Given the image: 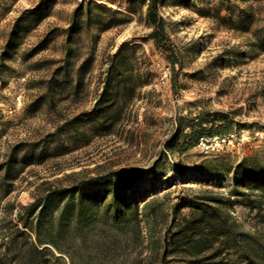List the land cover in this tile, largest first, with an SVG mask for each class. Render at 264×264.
Listing matches in <instances>:
<instances>
[{
	"label": "rangeland",
	"instance_id": "obj_1",
	"mask_svg": "<svg viewBox=\"0 0 264 264\" xmlns=\"http://www.w3.org/2000/svg\"><path fill=\"white\" fill-rule=\"evenodd\" d=\"M158 12L163 48L146 0H0V264H71L33 245L89 182L92 205L148 203L154 232L66 245L75 264H264V0ZM206 117L231 131L182 153Z\"/></svg>",
	"mask_w": 264,
	"mask_h": 264
},
{
	"label": "trees",
	"instance_id": "obj_2",
	"mask_svg": "<svg viewBox=\"0 0 264 264\" xmlns=\"http://www.w3.org/2000/svg\"><path fill=\"white\" fill-rule=\"evenodd\" d=\"M146 1L148 2V21L153 26L151 37L159 47L163 48L169 44V38L163 27V18L158 12V0ZM230 131V126L224 120H215L211 117L197 120L190 127L188 141L183 145L181 151L186 153L198 146L201 139L223 136ZM90 185L89 182L77 187L76 192H69V197L63 206L59 207L56 214L52 215L44 224L43 238H38V245H33L35 253L45 254L62 261V257L56 255L58 252L66 255L71 264H75L74 256L66 245L69 246L81 240V245L93 244L105 249L110 248L116 239L108 238L106 229L124 234V230L131 228L132 234L137 236V244L144 248L146 242L144 231L154 232L150 217L155 210L148 203L142 209L139 202H132V199L121 200L115 194H109V201H107V197L101 203L97 202L98 204L92 205L91 198L87 193V187ZM131 195L134 196L135 193ZM122 206H124V210ZM184 219L187 222V218ZM174 237L178 239L173 242L174 246L176 249L182 250L188 245V228H182ZM44 244L50 245L52 249L50 247L42 248ZM165 244L166 251L169 247L168 238H165ZM108 250L110 252L111 249ZM137 254L133 264H147L148 260L151 262L154 260V256L146 258L142 252Z\"/></svg>",
	"mask_w": 264,
	"mask_h": 264
}]
</instances>
